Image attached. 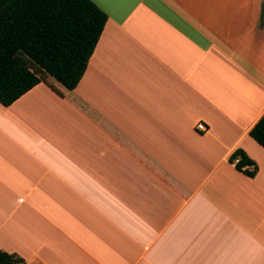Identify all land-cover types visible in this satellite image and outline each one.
Listing matches in <instances>:
<instances>
[{
    "label": "crops",
    "instance_id": "crops-1",
    "mask_svg": "<svg viewBox=\"0 0 264 264\" xmlns=\"http://www.w3.org/2000/svg\"><path fill=\"white\" fill-rule=\"evenodd\" d=\"M92 1L107 20L72 92L116 139L45 82L0 103V250L24 264H264V147L249 134L264 0Z\"/></svg>",
    "mask_w": 264,
    "mask_h": 264
},
{
    "label": "trees",
    "instance_id": "trees-1",
    "mask_svg": "<svg viewBox=\"0 0 264 264\" xmlns=\"http://www.w3.org/2000/svg\"><path fill=\"white\" fill-rule=\"evenodd\" d=\"M106 20L107 14L92 0H0V103L8 106L45 82L116 139L111 128L72 92ZM249 134L264 147V113ZM236 156L237 169L254 176L256 163L242 149H236L229 160L233 162ZM142 161L183 194L161 168L147 158ZM247 164H253V169L245 168ZM0 264H24V259L0 250Z\"/></svg>",
    "mask_w": 264,
    "mask_h": 264
},
{
    "label": "built area",
    "instance_id": "built-area-1",
    "mask_svg": "<svg viewBox=\"0 0 264 264\" xmlns=\"http://www.w3.org/2000/svg\"><path fill=\"white\" fill-rule=\"evenodd\" d=\"M197 128H199V129H205L206 128V126H205V124L204 123H197ZM239 161V156H236V157H234V159H233V162L234 163H237Z\"/></svg>",
    "mask_w": 264,
    "mask_h": 264
}]
</instances>
